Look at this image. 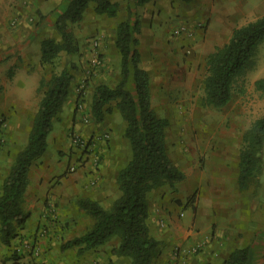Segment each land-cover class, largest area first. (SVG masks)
<instances>
[{
    "label": "rangeland",
    "instance_id": "374dc122",
    "mask_svg": "<svg viewBox=\"0 0 264 264\" xmlns=\"http://www.w3.org/2000/svg\"><path fill=\"white\" fill-rule=\"evenodd\" d=\"M113 1L119 4L116 17L95 13L91 4L81 21L71 23L80 50L71 55L62 52L53 66L42 65L39 43L45 37H60L52 17L41 25L31 21L34 24L31 29L38 31L34 38L32 31L24 28L20 41L15 42L5 34L4 45L0 46V106L6 104V110L0 114V150L15 158L26 146L42 97L38 90L40 79H48L53 71L60 72L67 66L72 68L75 79L68 100L63 113L54 121L57 126L62 124L69 143L66 141L58 149L59 138L53 132L48 152L64 154L70 162L76 158L73 163L81 167L75 172L82 167L86 169L83 175L90 179L82 183L77 198H69L70 201L76 200L78 204L82 198L98 199L105 208L111 207L121 195L118 175L132 156L130 142L124 136L126 121L116 102L105 105L103 119H98L92 109L96 88L101 84L115 87L120 80L121 54L116 46V26L128 17L129 0ZM137 15L142 25L138 48L141 65L150 75L151 104L160 117L169 120L168 151L185 173L182 181L155 188L148 194L150 233L160 240L153 264H171L170 258L179 259L181 253L192 256L217 253L220 258L216 263H219L224 260L226 249L220 241L218 245L212 244L213 238L218 237L215 235H219V224L210 222L212 215L220 210L221 217L228 214L233 218L241 226L240 236L248 239L247 244L253 233L264 229V167L259 182H253L249 190H239L236 180L232 183L233 174L236 176L239 170L243 135L255 120L264 116V92L256 87V82L264 78V42L255 55L254 66L236 79L231 101L221 108L205 102L207 59L217 47L229 41L236 27L264 15V0H151L137 7ZM27 38L31 41L24 43ZM16 57L21 64L8 63V59ZM16 73L24 74L28 84L34 82L33 77L39 81L35 89H27L23 96L8 97L9 89L17 85ZM74 134L88 143L89 151L74 147L71 141ZM103 147L110 152L108 160ZM106 161H110L107 166L110 170L102 175V164ZM11 166L6 169L3 165V173L9 172ZM198 177L201 178L194 184ZM65 182L72 188L79 184V179ZM234 190L238 205L235 210L228 209L229 196H233ZM90 221L94 219L85 214V232L92 225ZM191 238L195 239L193 243L188 242ZM119 243L120 239L114 237L103 245L108 252ZM78 253L86 258L95 256L93 248H83ZM257 258L262 264L263 258ZM109 262L131 264V258L116 254V260Z\"/></svg>",
    "mask_w": 264,
    "mask_h": 264
},
{
    "label": "trees",
    "instance_id": "16d2710c",
    "mask_svg": "<svg viewBox=\"0 0 264 264\" xmlns=\"http://www.w3.org/2000/svg\"><path fill=\"white\" fill-rule=\"evenodd\" d=\"M149 1H128V17L116 26V46L121 54L120 80L115 87L99 85L93 96L92 109L98 119L104 118L105 105L115 101L126 121L124 136L130 142L132 156L118 175L121 195L109 208L92 198L78 200V206L94 222L83 235L65 244V247L94 248L117 237L120 243L113 251L130 257L131 264H153L160 246L159 240L150 233L148 194L185 178L184 171L169 154L167 128L170 123L152 107L150 75L141 65L138 36L142 25L137 7ZM91 4L99 15L112 18L119 13V4L113 0H64L53 19L60 37H45L40 43L43 66H53L62 52L70 55L79 52L70 25L81 21ZM263 42L264 15L236 27L229 41L208 56V73L204 80L206 104L221 108L231 101L236 79L254 66L255 55ZM74 79L72 68L68 66L60 72L53 71L48 79H40L38 90L42 97L27 144L15 156L2 184L0 233L4 244H10L30 216L24 209L28 172L33 162L48 149V136L64 110ZM256 87L264 92V78L256 82ZM263 149L264 116L255 120L243 135L238 160L239 190L247 191L253 182H259L264 167ZM260 256L264 259V229L257 230L250 244L234 248L223 261L205 264H261L257 258Z\"/></svg>",
    "mask_w": 264,
    "mask_h": 264
},
{
    "label": "crops",
    "instance_id": "0c3cea01",
    "mask_svg": "<svg viewBox=\"0 0 264 264\" xmlns=\"http://www.w3.org/2000/svg\"><path fill=\"white\" fill-rule=\"evenodd\" d=\"M63 3L64 0H0V46L4 45L3 36H5V34L11 36L15 42L20 41L19 36L21 30H24V28L32 31L31 38H34L35 33L37 34L38 31L33 30L34 24H31V21H34L35 24L38 22L41 25L43 21H51L50 17H52L53 20L59 13V9ZM31 38L24 40V43L30 42ZM41 41L42 40H40L39 43ZM25 59L28 60L27 57ZM8 61L7 62L12 65L21 64L20 58L17 57L10 58ZM25 64H28V61H26ZM23 77L24 74L16 73L14 81L16 80L18 82L15 87L13 84V88L9 89V92L6 94L8 97H21L27 89H35L37 87L38 78L33 77L32 80H34V82L28 84L26 83L27 80L23 79ZM29 85H32V88ZM15 91L16 94H14ZM6 95L3 94V97ZM71 96L73 97V93L70 97ZM5 110L6 104L0 106V114ZM53 132H56L59 138L61 146L58 149H62L66 141L69 143L68 139L64 137L66 134H64V127L62 124L57 126V124L54 123L53 129L48 136V149L46 153L31 165L28 172V186L25 192L24 209L30 216L26 224L17 230L16 236L12 238L9 245L2 242L0 233V264H89L90 262L111 264V262H109L111 259L112 261L116 260V254L113 251V248L116 246L109 248L108 252H106L104 248L106 244L94 247L95 259L86 258L84 255L79 256L78 252L83 251V248L86 249L85 245L65 247L67 241L85 233L86 226L83 223V216H85L86 213L78 206L76 200L70 201V199L77 198L76 193L81 191L80 188L82 183L88 181L90 178L83 175L86 170L84 167L76 172H70L68 167L74 164L73 162L76 158H73L70 162L69 157L66 155L64 156V154H49L50 137ZM103 154L108 160L110 154L108 148L103 147ZM115 155L117 157V153H115ZM13 160V156L10 155V157H8V154L0 150V195L3 190V181L9 173L7 171L5 174L3 173V165L8 169L13 163ZM117 161L118 159L113 165L118 166ZM109 163L110 161H106L102 164V175L110 170V167L107 168ZM76 166L78 169L81 167V164L76 163ZM221 174L222 177L225 178V176H223L224 172ZM233 175L232 183L235 182V180L237 182L238 172L236 176L235 173ZM88 176L92 175L90 174ZM199 178L201 177H198L193 183L197 184ZM67 179H79V184L76 185V187L70 188L66 185L65 180ZM58 180H61V182L55 184ZM226 181H228V179ZM96 195L98 197V192H96ZM235 195L236 190H234L233 196H229L231 200H228V209L229 207H232L233 210L238 208ZM220 213L219 210L217 213L219 216L215 214L212 215L210 219V222L219 224V235H215L218 237L216 239L213 238L212 244L213 246L218 245V241H220L222 245L224 244L223 247L226 250H221V253L224 251L223 256L224 259H226L234 248L248 245V239L240 236V233H242L241 226L234 222L233 218L228 214L221 217ZM90 222L93 225V221ZM225 228L228 229L225 230ZM221 229L223 232L222 234ZM235 230H237V236ZM193 240L195 241V239L191 238L188 242L193 243ZM208 245L210 246V244H207V246ZM219 258L220 255L217 253L216 256L213 254L207 255L206 253L199 254L198 256H192L191 253H181L179 259L173 257L172 259L170 258V261L171 264H175L176 262V264H204L207 263L209 259H211V262L216 263V260ZM262 264H264V261H262Z\"/></svg>",
    "mask_w": 264,
    "mask_h": 264
},
{
    "label": "built area",
    "instance_id": "2783aa9c",
    "mask_svg": "<svg viewBox=\"0 0 264 264\" xmlns=\"http://www.w3.org/2000/svg\"><path fill=\"white\" fill-rule=\"evenodd\" d=\"M71 141H72V144L74 145V147H76V148H80V149L87 150V151H89V149H90L88 143H87L86 141H84V140H83L79 135H77V134H74V135L72 136ZM76 168H77L76 163H74V164H72V165L70 166L69 170L73 172V171L76 170ZM195 249H197V247H196Z\"/></svg>",
    "mask_w": 264,
    "mask_h": 264
}]
</instances>
